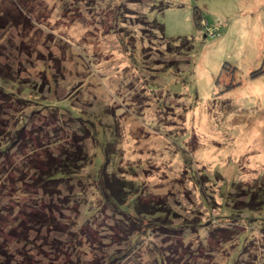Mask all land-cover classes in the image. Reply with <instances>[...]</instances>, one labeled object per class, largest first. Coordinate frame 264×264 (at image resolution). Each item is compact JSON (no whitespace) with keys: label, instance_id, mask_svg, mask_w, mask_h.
<instances>
[{"label":"rangeland","instance_id":"1","mask_svg":"<svg viewBox=\"0 0 264 264\" xmlns=\"http://www.w3.org/2000/svg\"><path fill=\"white\" fill-rule=\"evenodd\" d=\"M0 90V264H264V0H0Z\"/></svg>","mask_w":264,"mask_h":264},{"label":"trees","instance_id":"2","mask_svg":"<svg viewBox=\"0 0 264 264\" xmlns=\"http://www.w3.org/2000/svg\"><path fill=\"white\" fill-rule=\"evenodd\" d=\"M133 2H137V1H133ZM202 15L200 13V10L195 9L194 10V22L197 26L200 25V22H202ZM160 32L162 33V35L165 37V26L162 24L158 25ZM219 32V31H218ZM220 33V32H219ZM184 43H190L191 44V40L184 38ZM192 45V44H191ZM193 46V45H192ZM8 92L4 91V90H0V98L1 95H7ZM1 107V105H0ZM3 129L0 130V132H2ZM23 134L20 135H15V136H10L5 142L7 145H2L0 146V154H6V152L16 143L19 142V138H21V142L23 143H27V139L22 137ZM23 138V139H22ZM78 151V152H77ZM82 151L81 150H66L63 153L60 154V158H59V162H55V161H51V160H47L48 158L45 159V168L43 169L42 167H37L38 173H39V177L36 178L34 180V184L39 186V189L42 190V192H45V197L49 196L50 193L52 192L51 190H55V188H57V190H59V182H65V180H68L71 176H73L74 174L77 173L76 169L78 167V164L80 162H82ZM51 161V162H49ZM80 161V162H79ZM31 162H34L31 161ZM40 168V169H39ZM112 179H116V178H111V180L107 183L110 184L108 185L109 187H107V190H110L111 193H113L111 196L112 198V202L114 203V205H119L118 208H120V210L124 207L125 209H127L126 204L124 203L126 200V196H124L122 194V191L125 192H130L132 191V189L135 187L133 182L130 183H125V181H123V183H121L122 185L117 186L116 182H114L112 184ZM109 180V178H108ZM119 181V180H118ZM63 182V183H64ZM120 182V181H119ZM128 182V181H126ZM123 186V188L121 187ZM120 187V188H119ZM52 194V193H51ZM253 193V197H254ZM120 199V200H119ZM133 208L134 210L137 211V214L139 215L141 214H155V212H162L165 208L162 207V205L160 203H149L147 205H145L144 203L135 200L133 201ZM160 204V205H158ZM128 205H130V203H128ZM26 213L29 214V217L27 216V219H23V221L21 223H19V225L21 226V228H27L29 226H35V224L37 223V221L41 220V215L37 214V213H32L31 210L27 211ZM33 216V217H30ZM236 226V225H234ZM32 227V228H33ZM20 228V229H21ZM26 237V235H25ZM0 254L2 255H6L7 256V251H5V249L0 247ZM8 257V256H7ZM9 258V257H8ZM7 261H9L10 259H6ZM11 262V260L9 261Z\"/></svg>","mask_w":264,"mask_h":264}]
</instances>
